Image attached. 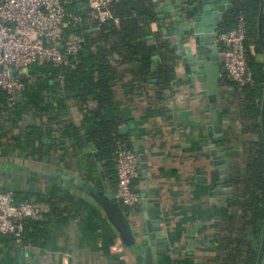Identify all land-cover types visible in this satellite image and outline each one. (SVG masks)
<instances>
[{
    "label": "crops",
    "instance_id": "crops-1",
    "mask_svg": "<svg viewBox=\"0 0 264 264\" xmlns=\"http://www.w3.org/2000/svg\"><path fill=\"white\" fill-rule=\"evenodd\" d=\"M179 1L158 0L156 7L159 15L165 10L163 4L166 2L172 6L180 5L181 11L186 6L195 5L193 12L199 24V18L208 14L202 7L207 4L217 5L216 0H193L186 6L178 4ZM227 5L223 4L225 11ZM224 12L220 15L222 19ZM170 21L171 17L166 14L164 24L154 23L151 29L159 32L161 39L168 38L176 46L175 34L168 33V29L171 32L173 30ZM256 32L254 42L257 47L254 46V53L250 55L263 65L264 74V5L261 34L258 17ZM172 57L174 65L173 50ZM174 69L175 80L161 97L149 95L152 86H143L134 95L118 92L121 95L118 97L120 113L123 107L131 111L129 118L122 116L121 126L126 125L130 119L134 121L133 135L130 134L131 130L125 134L133 142L134 149H144L148 165L147 180L142 179L140 171L139 179L134 182V189L140 193L141 201L131 216L141 222L145 211L152 224H159V229L155 231H160L168 244L165 251L155 255L154 264H224L232 252L230 248H223L222 238L236 236L235 233L242 226L241 208L231 203L234 196L241 197L233 180L245 174V147L249 141H256L258 135L244 132L245 126L252 122L241 116L240 105L244 97L241 90L222 83L223 75L217 94V112L223 128L231 185L221 192L211 189L214 166L206 124L210 118L209 104L201 93L190 95L200 90L191 89L184 80H180L184 74H178L179 68L174 66ZM91 106L93 108L95 105ZM75 109H72L71 115L78 122ZM262 118L264 123V111L263 115L261 112L260 125ZM9 130L13 131L0 118V133ZM135 135L140 139L136 140ZM49 138L53 139L54 144L60 142L53 135ZM64 146L62 143L61 147ZM55 155L52 164L46 160L41 162L36 158H23L18 154L0 156L2 190L24 195L29 202L45 206V212L50 210V205L37 200V196H54L53 199L59 200V204L65 207L60 216L52 215L53 220L47 225L46 240H40L36 245L0 242V264H143L141 256L133 249L123 247L99 207L76 192H71L66 181L50 175L83 177V173L74 168L71 155H63L61 149H57ZM217 195L225 196L221 204L216 200ZM152 201L158 206H152ZM246 237L253 242V236Z\"/></svg>",
    "mask_w": 264,
    "mask_h": 264
},
{
    "label": "trees",
    "instance_id": "trees-1",
    "mask_svg": "<svg viewBox=\"0 0 264 264\" xmlns=\"http://www.w3.org/2000/svg\"><path fill=\"white\" fill-rule=\"evenodd\" d=\"M157 1L112 0L109 6L112 18L95 24L88 20L82 0H73L68 10L78 15L80 22L70 23L64 28L63 35L79 36L81 49L64 71L49 64L32 67L34 74L30 80L20 81L24 85L23 100L15 102L13 107H7L5 92L0 90V118L13 130L0 133V156L18 154L52 164L56 150L61 149L63 155L72 156L74 168L83 173L84 181L101 188L99 162L106 183L115 195L117 142L134 149L128 135L119 132L123 118L118 92L134 95L143 86H152L149 95L161 97L175 80L172 49L160 38L159 32L151 29L152 24H160ZM182 1L185 6L193 2ZM229 3L223 22L216 30L231 29L236 16L242 14L247 23V43L257 47L254 40L261 0H229ZM151 43L155 44L154 49L148 48ZM248 62L255 78L254 87L240 88L226 77L222 81L224 85L241 90L244 97L240 105L241 116L252 121L245 126L244 132L258 135L256 141H249L245 147V174L233 180L241 197L234 196L231 203L241 208L242 226L236 236L222 238L223 248H230L232 252L224 264H257L264 241V133L260 125L264 74L263 65L251 55ZM91 105L95 106L92 108ZM73 108H76L78 122L71 115ZM51 135L60 142L54 144L49 138ZM62 143L64 147H61ZM88 149L89 153L86 152ZM53 197H36L49 203L50 210L39 220L24 221L21 244L36 245L38 241L46 240L52 215L60 216L65 210ZM14 198L17 202L29 200L16 192ZM246 235L253 236V242L247 240ZM0 242L12 244L15 241L10 235H0Z\"/></svg>",
    "mask_w": 264,
    "mask_h": 264
},
{
    "label": "built area",
    "instance_id": "built-area-1",
    "mask_svg": "<svg viewBox=\"0 0 264 264\" xmlns=\"http://www.w3.org/2000/svg\"><path fill=\"white\" fill-rule=\"evenodd\" d=\"M73 0H0V90L5 92L6 105L13 107L20 85V74L34 66L51 65L65 69L81 49L79 36H64L70 23L80 22V17L68 10ZM112 0H82L83 9L91 23L101 24L112 18L109 6ZM219 58L225 77L238 87L255 86V78L248 62L254 46L248 42L247 23L242 14L236 16L229 30L214 31ZM12 71V72H11ZM117 178L115 196L131 213L141 201L134 189L140 177V164L126 143L117 142L114 155ZM45 206L17 202L14 192L0 189V235H10L15 243L23 237L24 221L39 220ZM261 262L264 263V255Z\"/></svg>",
    "mask_w": 264,
    "mask_h": 264
},
{
    "label": "water",
    "instance_id": "water-1",
    "mask_svg": "<svg viewBox=\"0 0 264 264\" xmlns=\"http://www.w3.org/2000/svg\"><path fill=\"white\" fill-rule=\"evenodd\" d=\"M182 0L178 4H182ZM217 5H205L202 7L204 12L208 13L206 16H201V23H197L198 19L194 16V6L185 7L183 11L180 10V5L172 6L169 2L164 3L166 7L161 15H159L160 23L164 24L166 14L171 17L170 27L172 32L168 29V33L175 34L177 45H173L170 39H165L170 48L174 51V66L179 68L178 74H184V82L191 88H198L199 93H190V95H199L200 93L206 97L209 104L210 118L206 121L207 124V136L211 140V155L213 158L214 171L212 172V185L211 189L217 192H221L224 189L230 188V170L226 162V151L224 145V139L222 137L223 128L219 122L217 112V94L218 88L222 80V76L225 75V69L222 66L219 58V52L217 44L215 43L214 31L217 26L222 22V16L225 7L223 4H228L229 0H216ZM175 9V10H174ZM177 9V10H176ZM200 10V7H198ZM158 11V9H157ZM209 11L211 15H209ZM196 14V13H195ZM198 14V12H197ZM191 15H193L191 17ZM201 15V14H200ZM263 18V5L261 0V8L258 16V28L261 34ZM148 48L154 49L155 44L151 43ZM65 70L64 67L61 68ZM155 69H153L154 71ZM12 72V71H11ZM31 69H24L20 74V81L30 79L33 75ZM177 80H179L177 78ZM153 82V80L151 81ZM23 83H20L18 94L15 102L20 103L23 100ZM262 115L264 111V96L262 100ZM123 118H129L131 111L128 107L121 109ZM134 121L130 119L126 125L119 127L120 133H126L131 130L130 134L133 135L132 129L134 128ZM261 127L264 133L263 118L261 119ZM136 140L140 137L135 135ZM89 141V138L87 137ZM92 149L94 145L89 144ZM97 153L96 151L94 152ZM137 155L140 171L143 180L148 178V165L145 162L144 149H135ZM98 169L100 171L102 179V187L98 188L90 183L79 179L74 176H66L61 174H50L61 178L68 184V189L71 192H76L88 202L95 204L100 208L106 221L114 228L117 236L126 249H133L136 254L140 255L143 264H154L155 255L157 253L165 251L167 241L162 238L159 229V224H152L148 218L147 213L144 211L142 220L134 219L126 212L121 204L120 198L116 197L108 187L104 180V170L100 163L97 162ZM44 173V172H43ZM221 177V180L218 179ZM204 180V179H203ZM225 196L217 195L216 200L221 204V200H224ZM155 201H152L154 203ZM150 206V205H149ZM152 206L157 207L158 204L154 203ZM134 220V221H133ZM264 233V228H263ZM264 248V241L261 243L260 251L257 259V264H261L262 254Z\"/></svg>",
    "mask_w": 264,
    "mask_h": 264
},
{
    "label": "rangeland",
    "instance_id": "rangeland-1",
    "mask_svg": "<svg viewBox=\"0 0 264 264\" xmlns=\"http://www.w3.org/2000/svg\"><path fill=\"white\" fill-rule=\"evenodd\" d=\"M182 7H184V6H182ZM186 7H187V6H186ZM183 9H185V7H184ZM11 158H12V157H11ZM13 158H14V157H13ZM13 158H12V159H13ZM15 162H16V161H15Z\"/></svg>",
    "mask_w": 264,
    "mask_h": 264
}]
</instances>
